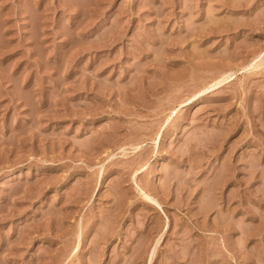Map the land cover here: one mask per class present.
I'll return each mask as SVG.
<instances>
[{
	"label": "rangeland",
	"instance_id": "rangeland-1",
	"mask_svg": "<svg viewBox=\"0 0 264 264\" xmlns=\"http://www.w3.org/2000/svg\"><path fill=\"white\" fill-rule=\"evenodd\" d=\"M261 58L264 0H0V264H264Z\"/></svg>",
	"mask_w": 264,
	"mask_h": 264
},
{
	"label": "bare ground",
	"instance_id": "bare-ground-1",
	"mask_svg": "<svg viewBox=\"0 0 264 264\" xmlns=\"http://www.w3.org/2000/svg\"><path fill=\"white\" fill-rule=\"evenodd\" d=\"M258 57H261V56H258ZM256 59H257V58H256ZM254 60H255V59H254ZM254 60H253V61H254ZM257 60H258V59H257ZM253 61H252V62H253ZM256 62H257V61H256ZM258 62H259V63L257 64V66H258V65H260V66L262 65V66H263V64H264V58H263V59L261 58V60H259ZM254 65H255V64H254ZM254 65H253V66H254ZM248 66H249V65H248ZM250 66H251V65H250ZM262 66H261V67H262ZM255 67H256V65H255ZM252 68H254V67H252ZM257 68H259V66H258ZM227 73H228V72H227ZM225 75H228V74H225ZM225 75L220 76V77L215 81V83H218V84H219V83H222V82L225 80V78H226ZM228 77H229V76H228ZM153 248H155V247H153ZM153 248H152V249H153ZM151 251H152V250H151ZM151 251H150V252H151ZM149 254H150V255H149V256H150V257H149V258H150L149 261H150V260L152 259V257H153V251H152V253H149Z\"/></svg>",
	"mask_w": 264,
	"mask_h": 264
}]
</instances>
